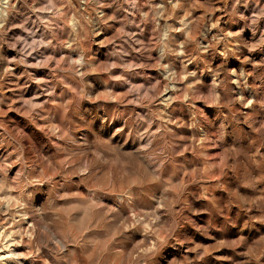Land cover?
<instances>
[{
    "label": "rangeland",
    "instance_id": "374dc122",
    "mask_svg": "<svg viewBox=\"0 0 264 264\" xmlns=\"http://www.w3.org/2000/svg\"><path fill=\"white\" fill-rule=\"evenodd\" d=\"M0 264H264V0H0Z\"/></svg>",
    "mask_w": 264,
    "mask_h": 264
}]
</instances>
